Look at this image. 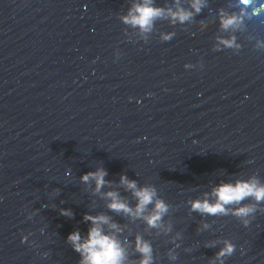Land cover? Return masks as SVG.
<instances>
[{
  "label": "water",
  "instance_id": "water-1",
  "mask_svg": "<svg viewBox=\"0 0 264 264\" xmlns=\"http://www.w3.org/2000/svg\"><path fill=\"white\" fill-rule=\"evenodd\" d=\"M104 168L99 192L81 174ZM121 174L150 185L167 211L156 227L116 213L103 195L131 206ZM226 181L150 107L93 40L64 0H0V264H78L66 236L83 234L84 213H105L122 229L125 264L139 233L153 264H264V212L193 211ZM71 211V216L61 213ZM152 204L145 209V215ZM245 221L247 223H245ZM230 241L235 250L217 258Z\"/></svg>",
  "mask_w": 264,
  "mask_h": 264
},
{
  "label": "clouds",
  "instance_id": "clouds-1",
  "mask_svg": "<svg viewBox=\"0 0 264 264\" xmlns=\"http://www.w3.org/2000/svg\"><path fill=\"white\" fill-rule=\"evenodd\" d=\"M244 5H248L252 0H241ZM201 0H191V7L198 12L200 10ZM264 9V3L254 11ZM164 9L156 7L151 0H141L135 3L130 9L129 14L122 19L125 23L139 26L143 30L150 28L155 17L161 16ZM169 15L174 19L183 22L192 13L186 9L177 6L175 11L167 10ZM238 17L229 16L222 17V26L227 28L238 22ZM167 39V37H165ZM229 45L231 41H224ZM106 171L100 167L94 171L81 174L80 179L88 182L90 179L95 183V191L99 192L101 187L107 183L104 179ZM120 183L127 189L132 190V195L136 198V204L131 206L127 201L114 190H108L103 193L107 198L106 207L116 213H124L130 217H141L149 227H156L161 217L167 211V204L164 200L156 197L155 189L150 185L137 186L133 179H129L126 175L121 174ZM211 195L214 197L209 200L194 199L191 201V209L202 214L216 215L228 214L227 205H239L232 209L231 214L238 217L247 216L254 211V208L248 204H241L245 198L251 197L254 201H264V183L260 182L256 177L250 176L246 179L236 178L233 181H222L214 186ZM152 204V210L148 214L145 213L146 207ZM63 215L71 216L68 209L60 210ZM83 219L90 222L85 233L74 229L66 236V240L71 243L74 251L80 254L78 264H125L126 252L124 244L128 243L127 239L121 241L117 233L122 231L117 222L105 213H84ZM245 223H247L245 221ZM134 248L140 254L135 264H153V249L150 241L144 239L139 233L134 237ZM235 250V246L225 240L223 247L215 253L217 258L231 255Z\"/></svg>",
  "mask_w": 264,
  "mask_h": 264
}]
</instances>
